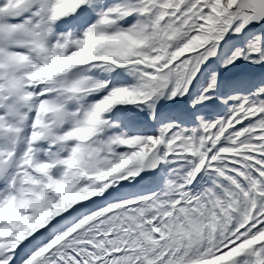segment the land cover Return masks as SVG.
<instances>
[{"label": "snow or ice", "instance_id": "snow-or-ice-1", "mask_svg": "<svg viewBox=\"0 0 264 264\" xmlns=\"http://www.w3.org/2000/svg\"><path fill=\"white\" fill-rule=\"evenodd\" d=\"M0 264H264V0H0Z\"/></svg>", "mask_w": 264, "mask_h": 264}]
</instances>
